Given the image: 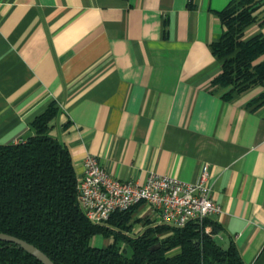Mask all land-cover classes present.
<instances>
[{
	"label": "crops",
	"instance_id": "obj_1",
	"mask_svg": "<svg viewBox=\"0 0 264 264\" xmlns=\"http://www.w3.org/2000/svg\"><path fill=\"white\" fill-rule=\"evenodd\" d=\"M230 0H0V143L31 134L50 101L49 132L78 178L87 154L113 177L193 181L207 166L212 216L245 264H264V103L256 86L229 99L211 83L209 44ZM264 35V4L248 37ZM158 222L144 202L134 209ZM111 237L93 236L104 245Z\"/></svg>",
	"mask_w": 264,
	"mask_h": 264
},
{
	"label": "trees",
	"instance_id": "obj_2",
	"mask_svg": "<svg viewBox=\"0 0 264 264\" xmlns=\"http://www.w3.org/2000/svg\"><path fill=\"white\" fill-rule=\"evenodd\" d=\"M263 4L230 0L216 10L223 31L209 44L221 64L211 83L226 99L262 86L249 101L255 107L264 103V35L245 37L244 32ZM57 111L50 101L30 121L31 134L0 143V232L34 244L54 264H245L232 240H216L222 227L212 218L183 226L143 219V227L134 231L140 220L133 217L135 205L102 222L89 220L78 199L70 150L49 132ZM96 235L112 239L98 246L91 243ZM0 264L43 263L16 243L0 240Z\"/></svg>",
	"mask_w": 264,
	"mask_h": 264
},
{
	"label": "built area",
	"instance_id": "obj_3",
	"mask_svg": "<svg viewBox=\"0 0 264 264\" xmlns=\"http://www.w3.org/2000/svg\"><path fill=\"white\" fill-rule=\"evenodd\" d=\"M78 199L85 215L93 222L105 221L114 211L142 202L150 206L159 223L171 226L212 218L221 210L210 195L206 165L193 181L151 172L140 184L111 176L94 154H87L83 160ZM209 230L210 226H205V231Z\"/></svg>",
	"mask_w": 264,
	"mask_h": 264
},
{
	"label": "water",
	"instance_id": "obj_4",
	"mask_svg": "<svg viewBox=\"0 0 264 264\" xmlns=\"http://www.w3.org/2000/svg\"><path fill=\"white\" fill-rule=\"evenodd\" d=\"M0 240H5V241L16 243L19 247L25 249L26 251L34 255L43 264H54V262L42 250H40L34 244L27 242L24 239H21L11 234L0 232ZM213 264H225V263L216 262Z\"/></svg>",
	"mask_w": 264,
	"mask_h": 264
},
{
	"label": "rangeland",
	"instance_id": "obj_5",
	"mask_svg": "<svg viewBox=\"0 0 264 264\" xmlns=\"http://www.w3.org/2000/svg\"><path fill=\"white\" fill-rule=\"evenodd\" d=\"M216 240L219 242V243H224L223 241H222V239H219V238H216ZM101 246V245H100ZM126 254H130V248L127 246L126 247Z\"/></svg>",
	"mask_w": 264,
	"mask_h": 264
}]
</instances>
